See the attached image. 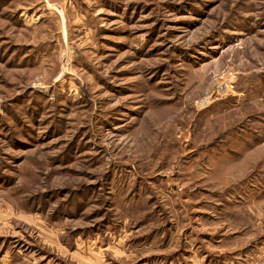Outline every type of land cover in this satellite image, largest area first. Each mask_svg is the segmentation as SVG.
I'll use <instances>...</instances> for the list:
<instances>
[{"label": "rangeland", "instance_id": "374dc122", "mask_svg": "<svg viewBox=\"0 0 264 264\" xmlns=\"http://www.w3.org/2000/svg\"><path fill=\"white\" fill-rule=\"evenodd\" d=\"M0 264H264V0H0Z\"/></svg>", "mask_w": 264, "mask_h": 264}, {"label": "built area", "instance_id": "2783aa9c", "mask_svg": "<svg viewBox=\"0 0 264 264\" xmlns=\"http://www.w3.org/2000/svg\"><path fill=\"white\" fill-rule=\"evenodd\" d=\"M231 86H232V84L228 82L227 87H225L223 89L218 88V90L216 92L220 96H225L226 93L229 94L231 91H233V88ZM208 95H211V94H208Z\"/></svg>", "mask_w": 264, "mask_h": 264}, {"label": "bare ground", "instance_id": "6f19581e", "mask_svg": "<svg viewBox=\"0 0 264 264\" xmlns=\"http://www.w3.org/2000/svg\"><path fill=\"white\" fill-rule=\"evenodd\" d=\"M226 94H227V93H226ZM211 99H212V97H210V96H209V97H207V98H206L204 101H206V100H207V101H208V103H210L209 101H210ZM204 101H203V102H204Z\"/></svg>", "mask_w": 264, "mask_h": 264}]
</instances>
